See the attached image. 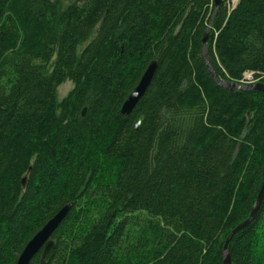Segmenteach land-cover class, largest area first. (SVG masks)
<instances>
[{
    "label": "trees",
    "instance_id": "1",
    "mask_svg": "<svg viewBox=\"0 0 264 264\" xmlns=\"http://www.w3.org/2000/svg\"><path fill=\"white\" fill-rule=\"evenodd\" d=\"M205 29L217 78L264 83V0H0V264L66 204L44 264H222L264 177V92L211 80ZM263 223L264 196L230 264H264Z\"/></svg>",
    "mask_w": 264,
    "mask_h": 264
},
{
    "label": "water",
    "instance_id": "2",
    "mask_svg": "<svg viewBox=\"0 0 264 264\" xmlns=\"http://www.w3.org/2000/svg\"><path fill=\"white\" fill-rule=\"evenodd\" d=\"M215 8L218 7L220 0H213ZM207 29L203 31L201 36V55L207 69V72L211 78V80L218 86L223 87L227 90H257L260 92H264V83L262 82H253L249 84H240L229 80H222L217 78L213 67L210 64L209 56L206 50V40H207ZM157 58L154 57L150 59L145 66L143 72L141 73L137 83L132 88V90L128 93L124 101L120 106V113L127 114L134 106L136 101L145 91L149 80L154 72L156 67ZM84 109L81 110V114ZM142 116H138L133 124L132 130H135ZM264 196V177L259 186L257 195L254 199L253 204L250 207L249 213L245 219L237 223L225 237L222 247H221V256H222V264H230L229 255L226 249V245L231 237L239 230H241L244 226H246L255 216L257 209L260 205V202ZM68 205H63L54 215H52L25 243L19 255L16 258L14 264H27L29 259L35 254L38 250H40L39 260L37 264H44V256L45 254L53 247V241L50 239V235L59 221L62 219L63 215L67 211Z\"/></svg>",
    "mask_w": 264,
    "mask_h": 264
},
{
    "label": "rangeland",
    "instance_id": "3",
    "mask_svg": "<svg viewBox=\"0 0 264 264\" xmlns=\"http://www.w3.org/2000/svg\"><path fill=\"white\" fill-rule=\"evenodd\" d=\"M236 0H230V4L232 5V3H235ZM253 77L251 78H244L243 81L245 82H252ZM70 82L69 81H65L64 83L60 84L58 87H57V92H58V96L61 97L63 96L66 91L68 90V88L70 87ZM263 227H264V223H263ZM262 240H263V243H264V237H262ZM258 246H259V250L261 251V253L263 254V249L260 247V243H258Z\"/></svg>",
    "mask_w": 264,
    "mask_h": 264
},
{
    "label": "built area",
    "instance_id": "4",
    "mask_svg": "<svg viewBox=\"0 0 264 264\" xmlns=\"http://www.w3.org/2000/svg\"><path fill=\"white\" fill-rule=\"evenodd\" d=\"M251 77H253L251 72H244L243 75H242V77H241V79H242V78H243V79H244V78H251ZM241 79H240L239 82H241ZM252 81L255 82L256 79L254 78V79H252Z\"/></svg>",
    "mask_w": 264,
    "mask_h": 264
},
{
    "label": "bare ground",
    "instance_id": "5",
    "mask_svg": "<svg viewBox=\"0 0 264 264\" xmlns=\"http://www.w3.org/2000/svg\"><path fill=\"white\" fill-rule=\"evenodd\" d=\"M233 5H234V3H232L231 6H233ZM255 82H258V81H255ZM238 83H240V82H238ZM249 83H253V82H245V83H240V84H249Z\"/></svg>",
    "mask_w": 264,
    "mask_h": 264
}]
</instances>
